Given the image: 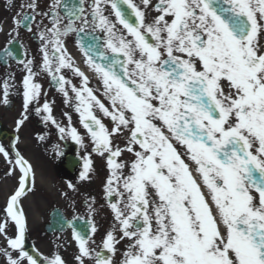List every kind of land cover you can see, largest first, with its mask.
Listing matches in <instances>:
<instances>
[{"label":"snow or ice","instance_id":"obj_1","mask_svg":"<svg viewBox=\"0 0 264 264\" xmlns=\"http://www.w3.org/2000/svg\"><path fill=\"white\" fill-rule=\"evenodd\" d=\"M20 7L13 32L18 36L20 26L32 32L36 16L48 18L51 26L40 30L37 24L34 33L41 40V70L66 104L70 86L91 151L108 154L104 191L118 227L107 231L97 251L91 219L83 227L75 223L81 217L64 221L78 245L77 264L85 258L89 264H264V0H93L87 10L84 0H52L42 13L36 0H28ZM153 10L157 14L149 19ZM69 34L77 37L110 107L75 66L64 39ZM3 53L5 60L15 58L7 46ZM19 63L26 74L17 127L36 104L37 115L56 126L61 140L86 148L68 113L62 126L47 100L40 105L33 59ZM63 70L80 77L81 85ZM9 88L5 81V104ZM97 111L110 119L111 129ZM125 133L121 148L114 138ZM125 151L134 156L130 166L118 162ZM0 154L12 165L8 175L20 172L0 218V264H66L58 252L46 256L25 248L28 221L21 200L32 190L34 171L18 150L14 160L2 145ZM182 157L194 162L200 183ZM82 160L80 179L88 180L93 161L87 152Z\"/></svg>","mask_w":264,"mask_h":264},{"label":"flooded vegetation","instance_id":"obj_2","mask_svg":"<svg viewBox=\"0 0 264 264\" xmlns=\"http://www.w3.org/2000/svg\"><path fill=\"white\" fill-rule=\"evenodd\" d=\"M27 2L28 0H0V53H2L0 56V145L9 150L10 158L13 160L15 151L18 150L30 162L34 171L32 190L27 192L21 200L28 221L26 243L30 242L43 255L51 256L53 253L58 252L66 264H77L75 256L79 254L78 245L73 237L72 230L48 232L45 230V225L50 223L53 212H55V216L66 219H72L74 216L87 219L86 222L91 219L97 227L96 233L92 234V239L95 241L92 247L96 248L97 251L101 250V247L97 246H102V240L107 231L117 225L109 206V199L105 196L104 191L109 176L108 154L105 153L101 156L91 151L93 145L86 134V130L79 122V115L74 110V94L71 93L70 86H66L69 87V97L71 98L69 103L66 104L65 97L51 81L50 75L41 70L43 59L40 51L41 40L34 33L37 32V24L40 25V30H43L45 26H51L48 18L36 16L35 21H32V32H29L24 26L16 28L18 36L13 32L14 27H16L14 17L22 11L21 4ZM36 2L39 5L36 11L42 13L49 11L52 0H36ZM71 2L79 3V0H71ZM92 2L93 0H84L86 10ZM134 2L139 3V0H134ZM156 2L157 0H152L153 5ZM105 7L110 8V5ZM23 11L31 12L29 9H23ZM105 14L108 13L105 12ZM156 14L155 10L151 11L149 19ZM111 18L114 20V15ZM94 35L100 40L104 38V34L100 31H97ZM64 39L75 66L79 67L88 76V86L93 88L94 93L106 106L110 107V103L104 95L102 82L85 63L82 50L76 43L77 37L75 34H69ZM9 40L14 42L8 45ZM6 46L14 52L15 58L4 59L3 49ZM21 59H33L34 61L33 71L38 73L35 79L37 83L42 85L40 105L47 100L52 106L54 118L62 126L68 124V118L64 115V113H68L72 118V125L84 136L86 148H81L70 138L61 140L56 126L50 121L45 122L43 120L44 114L37 115L35 112L36 104L29 106L26 113L28 119L19 128L17 127V121L22 118L24 112L22 79L26 72L23 65L19 63ZM62 74L77 87L81 85V78L72 71L63 70ZM5 81L10 85L7 104L4 103ZM97 115L111 129L110 119L103 117L102 113L98 111ZM40 136H43L44 139H40ZM126 136L127 133L124 136L117 135L114 138V143L123 148L126 143ZM181 151L183 150L181 149ZM86 152L90 154L93 161V171L90 173V179L81 180L82 157ZM182 158L185 159L186 163H189L193 177L200 183V178L195 172L194 162H190L187 157ZM133 159V154L125 151L118 158V162L122 160L130 166ZM11 167L12 165L8 164L3 154H0V218L4 215L3 209L6 207V200L18 187L20 172L18 168H15L12 175H8ZM127 171L128 168H125L126 173ZM70 182L75 185L74 189L68 188L67 185ZM201 187L207 197V190L202 185ZM89 204L93 209L91 215H89ZM61 224L62 222L56 223V225ZM13 234L14 230L9 232V235ZM116 234L119 237V231ZM68 243H72V248L67 245ZM126 244L127 241L125 240L118 245L120 251L115 257L116 260L121 258ZM0 246H4L2 239H0ZM85 264H89L88 258H85Z\"/></svg>","mask_w":264,"mask_h":264}]
</instances>
